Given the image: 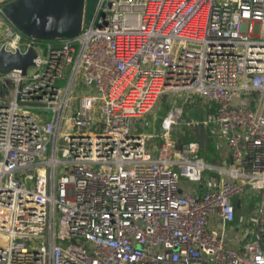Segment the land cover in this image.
I'll return each instance as SVG.
<instances>
[{"label":"built area","instance_id":"obj_1","mask_svg":"<svg viewBox=\"0 0 264 264\" xmlns=\"http://www.w3.org/2000/svg\"><path fill=\"white\" fill-rule=\"evenodd\" d=\"M31 43L33 72L0 71L13 85L0 95V264H264V0H97L75 36L25 38L11 23L0 46ZM168 91L215 103L206 121L228 164L177 145L182 106L158 143L137 131ZM181 175L208 188L183 190ZM257 193L234 246L235 199Z\"/></svg>","mask_w":264,"mask_h":264},{"label":"water","instance_id":"obj_2","mask_svg":"<svg viewBox=\"0 0 264 264\" xmlns=\"http://www.w3.org/2000/svg\"><path fill=\"white\" fill-rule=\"evenodd\" d=\"M97 0H10L2 14L31 38L51 40L79 34L95 10ZM34 43L27 50L0 46V71L21 68L25 73L35 64Z\"/></svg>","mask_w":264,"mask_h":264},{"label":"rangeland","instance_id":"obj_3","mask_svg":"<svg viewBox=\"0 0 264 264\" xmlns=\"http://www.w3.org/2000/svg\"><path fill=\"white\" fill-rule=\"evenodd\" d=\"M11 25L10 21L3 15L0 14V44L2 41V36L5 33L6 29ZM35 66L31 65L29 67V72H33L35 70ZM60 84H65V80H59ZM4 80L0 79V95L8 93L11 96L13 85L3 86ZM79 90L82 89L81 85H77ZM186 92L181 91L178 93L168 91L162 94L159 98L155 106L149 113L143 115L142 118H139L138 121H135V127L137 131L146 132V133H154L156 135L155 141L158 143L160 141V133L163 131L161 127L162 118L175 106H182L183 113L179 119V122L176 124L175 129L172 131V136L176 140L177 145H182L186 142H189L193 136L192 132L195 130L192 125L188 124V120H195L200 117L198 110L204 105L205 107L214 108L215 103L211 102L203 97L194 96L189 101L185 99ZM31 110L37 113H43L44 118L50 119L53 116V110L48 109L44 110L42 108H31ZM214 110V109H213ZM71 114V113H69ZM95 130V128H91ZM66 131V129H64ZM66 144V136H61L60 145L64 146ZM223 164V163H222ZM179 168H177L178 170ZM212 176H219L221 179V173L218 170H209ZM62 174V171H59V175ZM181 182L189 181L187 176H180ZM252 195V193H251ZM251 204L255 205L257 201L261 199V194L257 193L253 195V197H249ZM80 243L89 247V243L84 239H79L76 236H73L70 240H65V243Z\"/></svg>","mask_w":264,"mask_h":264},{"label":"crops","instance_id":"obj_4","mask_svg":"<svg viewBox=\"0 0 264 264\" xmlns=\"http://www.w3.org/2000/svg\"><path fill=\"white\" fill-rule=\"evenodd\" d=\"M214 108H207L204 105L198 110L200 114L199 118L195 120H188L187 123L192 125L195 130L192 132L193 138L191 140H197L201 146L200 156L207 162L214 164H228L230 157L228 153V146L226 137L223 133L221 125L214 121H206L207 116ZM222 177V176H221ZM215 180L219 181V176H214ZM208 188L206 180L196 183L192 181H183V190H195L202 192ZM236 202V217L233 222L229 224L228 236L232 238V244L238 246L240 244V237L244 232L247 225V216L252 210V205L248 194L245 197H237ZM211 227L219 226V219L213 215L210 221Z\"/></svg>","mask_w":264,"mask_h":264},{"label":"trees","instance_id":"obj_5","mask_svg":"<svg viewBox=\"0 0 264 264\" xmlns=\"http://www.w3.org/2000/svg\"><path fill=\"white\" fill-rule=\"evenodd\" d=\"M23 34V36L25 37V38H29V36L28 35H26V34H24V33H22Z\"/></svg>","mask_w":264,"mask_h":264}]
</instances>
